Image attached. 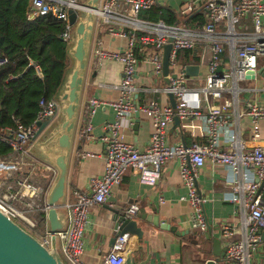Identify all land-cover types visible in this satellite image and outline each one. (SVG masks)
<instances>
[{
    "label": "built area",
    "instance_id": "built-area-1",
    "mask_svg": "<svg viewBox=\"0 0 264 264\" xmlns=\"http://www.w3.org/2000/svg\"><path fill=\"white\" fill-rule=\"evenodd\" d=\"M121 1L126 6L125 16H118L116 13ZM82 4L78 0H30L27 18L33 20L38 16L50 15L63 22L65 30L61 38L70 44L72 27L69 25L67 11L79 14L84 10ZM198 5L204 9L206 23L189 30L140 21L139 13L150 10L154 6V0H100L96 26L101 20L111 35L127 40V49L123 53L96 51L95 54L100 60H115L122 64L120 83L116 87L119 97L110 104L115 112V122L105 127V133L101 137L106 146L104 173L90 178L89 192H75L74 202L65 203L67 226L56 234H52L47 228L46 190L30 183L28 177L17 176L26 166L31 171L35 170L34 166L25 163L24 155L30 154V144L39 136L38 124L47 122L49 125L58 116V102L40 99L38 112L30 125L16 123L13 129L3 132L2 141L11 149L12 155L0 160V212L29 232L48 250L57 252L52 237L59 239L62 253L71 264H83V234L89 210L108 201L112 188L122 181L127 171L135 172L141 183L153 186L160 177L164 164L171 160L178 162L179 178L187 191L186 198L182 200L191 207L194 226L201 233L207 230L203 213V205L207 200L196 185L199 171L206 161H210L223 165L232 173L230 185L233 192L227 200L242 207V238L234 241L232 225H222L220 236L226 244L225 255L218 260L212 259V264H250L251 250L262 240L264 192L260 187L264 183V150L260 147L248 149L243 146L239 134L237 136L231 131L242 113H235L234 120L231 119L230 112L241 100L242 92L264 93V88L245 91L240 85L241 82L254 81L256 74L253 77L250 74L249 79L246 75L256 73L258 59L264 57V28L261 22L264 17V1H190L179 11V15L193 12ZM245 19L250 20L251 29L246 27L243 22ZM169 39V73L164 76L162 58ZM200 44L205 45L204 53L207 52L205 80L202 86L190 88L187 82L196 81L199 76L187 77L185 69L191 64L184 66L180 61L185 52L196 50ZM140 61L150 66L156 79L164 78L168 81L164 88L156 92L172 95L174 108L171 104L161 106L154 101L145 105L138 104L139 92H149L148 89H137L134 84L136 65ZM204 61L205 55H202L200 65ZM6 63V59L0 58V67ZM100 104L99 101L91 100L90 113L93 114ZM136 112L143 114L150 125L149 143L142 151L124 140L123 129L132 127ZM244 116L250 119L251 139L257 141V123L264 121V106L248 102ZM174 117L184 122V126L189 121H199L205 137L204 144L179 143L169 146L165 139L166 129ZM190 126L194 127L192 124ZM83 132L90 137V124ZM220 138L225 139L228 145H222ZM45 169L55 173L49 166H45ZM241 172L242 176L239 178ZM37 212L43 215L46 226L43 230H39L35 217ZM137 212V205H129L124 210V215L128 218L135 216ZM128 244V234L116 237L103 264H126Z\"/></svg>",
    "mask_w": 264,
    "mask_h": 264
},
{
    "label": "crops",
    "instance_id": "crops-1",
    "mask_svg": "<svg viewBox=\"0 0 264 264\" xmlns=\"http://www.w3.org/2000/svg\"><path fill=\"white\" fill-rule=\"evenodd\" d=\"M190 1L197 0H154V6L169 10L180 18L189 17L196 13L205 18L204 9L200 5L187 15H179V11ZM125 9L126 6L121 1L116 12L117 15L125 16ZM138 19L140 20L139 16ZM243 22L247 25V28H252L249 19H245ZM261 22L264 28V17H262ZM195 26L187 27L182 24L176 27H184L191 30L195 29L193 28ZM116 27L118 26L116 25ZM126 49L127 40L111 35L100 20L92 36L80 109L68 164L65 192L66 204L74 202L75 192H89L90 178L104 173L106 146L101 137L105 133V127L115 122V112L110 104L117 101L119 97L116 87L120 83L122 64L115 60H100L95 55L96 51L123 53ZM205 50V45L200 44L196 50L190 52L191 55L188 58L191 61V66H198L200 65L201 56L205 55V61L199 68V78L196 79V81L200 82L199 86L203 85L206 75L207 52L204 53ZM192 54L198 60L195 58L191 59ZM263 66L264 57H260L258 59L257 72ZM258 78L259 76H256L254 81L258 80ZM134 84L137 89H148L149 91L147 93L139 92L137 97L139 105L154 101L161 106H170L168 96L156 92L164 88L167 85V81L164 78L156 79L150 66L143 61L138 62L136 65ZM243 88L245 91L259 90L257 87L254 89L245 85H243ZM240 99L239 103L233 107L230 115L231 119L234 120L235 113L238 114L240 112L242 116L235 121L234 129L231 131L236 133L237 136L239 134L240 142L245 148L260 147L264 150V121L257 123L259 139L253 141L251 139L252 128L250 119L244 116L245 106L248 102H256L258 105L264 106V93L242 92ZM91 100L101 102L94 109L93 114L90 113ZM58 122L59 114L49 125H56ZM134 122L135 115L133 116L132 127L123 129L124 140L142 151L149 143L150 125L143 114H139V123L136 130L133 129ZM191 122H185L188 124L184 126V122L180 121L178 117H174L166 129V143L169 146L179 143L185 145L193 143L204 144L205 137L201 131L200 122L195 120ZM88 124L91 126L90 137H87L83 132ZM190 124L194 127H191ZM41 135L30 144L29 155L34 159H37L34 146ZM220 139L222 145H228L225 139ZM37 160L39 161V159ZM39 164L44 166L41 169L47 175L37 173V168L35 167L36 170L29 171L28 181L46 190L47 196L55 173L45 169L47 165L41 161H39ZM178 172V162L176 160L167 161L156 183L153 186H149L141 183L135 172L127 171L122 181L112 188L108 201L89 210L83 234V264H103L107 253L113 245L111 240L115 231L112 211L116 209H123L124 211L129 205H137L138 212L136 216L138 215L144 219H137V225L142 231V237L138 239L136 234L128 235L129 244L126 264H205L209 259H216L215 255L212 254L211 241H207L204 238V233L206 232L201 233L195 228L192 209L186 201L182 200L186 198L187 191L180 181ZM241 176L242 172L239 178ZM232 179V173L226 167L206 161L204 167L199 171L196 181L198 190L207 200L203 205V213L207 221V229H210L211 232L210 237L211 239L222 241L218 249L221 256L218 259L225 255L226 250V244L220 236V227L222 225H232L234 241H239L242 238L243 230L240 228L244 216L241 210L242 207L238 203L227 200L233 192L230 185V180ZM260 190L264 192V183H261ZM58 217L62 221L63 228H65L67 226V211L65 207L58 210ZM43 226L45 225L43 224ZM170 227L176 228V233L178 232L180 235L170 232L168 230ZM54 245H56V248L58 246L62 247L59 239L55 240ZM251 253L250 264H264V231L262 232V240L255 245Z\"/></svg>",
    "mask_w": 264,
    "mask_h": 264
},
{
    "label": "water",
    "instance_id": "water-1",
    "mask_svg": "<svg viewBox=\"0 0 264 264\" xmlns=\"http://www.w3.org/2000/svg\"><path fill=\"white\" fill-rule=\"evenodd\" d=\"M100 0H84V10L75 13L67 11L69 25L72 27V42L69 44L67 55L70 66L66 70L62 83L58 88L55 100L59 104V122L56 125H48L47 122L39 123V135L34 150L37 159L55 171V177L46 196L48 228L52 234H56L63 228L62 221L58 217V210L65 205L66 178L72 143L80 109L82 89L87 71L88 58L90 55L92 36L95 30ZM170 42L165 46L162 58L163 75L169 73ZM198 66H187L185 73L187 77L198 76ZM256 74L264 77V66L258 72H250L246 78ZM167 81V80H166ZM168 84V81H167ZM171 106L175 107L172 95H167ZM139 123V113H135L133 129L136 130ZM49 126L46 130L45 128ZM45 130V131H44ZM114 237L124 234H136L138 239L142 237V231L137 225V219H144L138 215L125 217L123 209L113 210ZM136 217V218H135ZM176 233V228L168 229ZM210 229L204 233V238L211 241L212 254L216 259L221 256L218 252L222 241L211 239ZM176 235H180L178 232ZM55 241V237H52ZM0 264H64L55 250L46 249L34 236L25 229L19 227L0 212ZM205 264H212L209 259Z\"/></svg>",
    "mask_w": 264,
    "mask_h": 264
},
{
    "label": "trees",
    "instance_id": "trees-1",
    "mask_svg": "<svg viewBox=\"0 0 264 264\" xmlns=\"http://www.w3.org/2000/svg\"><path fill=\"white\" fill-rule=\"evenodd\" d=\"M29 11L30 0H0V58L7 60L0 67V160L12 155L2 141L3 132L13 129L16 123L30 125L38 112L39 100H55L69 68V43L61 38L64 23L50 15L28 20ZM139 18L146 23H163L169 27L185 24L197 28L206 23V18L197 13L180 18L157 6L142 11ZM190 55L185 52L181 64L190 65ZM193 58L197 59L192 54ZM44 173L42 170V175ZM17 177H28V173L23 171ZM36 215L39 230H43V215L41 212Z\"/></svg>",
    "mask_w": 264,
    "mask_h": 264
},
{
    "label": "rangeland",
    "instance_id": "rangeland-1",
    "mask_svg": "<svg viewBox=\"0 0 264 264\" xmlns=\"http://www.w3.org/2000/svg\"><path fill=\"white\" fill-rule=\"evenodd\" d=\"M78 2L79 3H83L84 1L83 0H78ZM199 85H200V82H198V81H188L187 82V86L190 87V88L197 87ZM240 85L241 86L245 85L248 88H254V89L257 87L259 90H261V89L264 88V78L259 77L258 80H256V81L241 82ZM24 161L28 165L36 167L37 168V173L42 174V169L41 168L44 167V166L42 164L40 166L39 161L36 158L34 159L29 154H26V155H24ZM23 171L25 173H29L28 171H31V170H30L29 166H26V167H24ZM29 175H30V173H29ZM43 175H47V173L45 172ZM36 218L37 219L39 218L38 215H36ZM22 227H23V225H22ZM43 228H45V227L43 226ZM57 253H58L59 258L61 259V261L64 264H71L68 261V259L64 256V254L62 253V250H61V248L59 246L57 248Z\"/></svg>",
    "mask_w": 264,
    "mask_h": 264
}]
</instances>
